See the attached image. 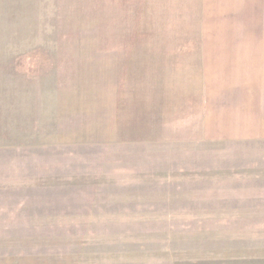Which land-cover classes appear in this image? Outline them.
<instances>
[{
    "label": "rangeland",
    "instance_id": "obj_1",
    "mask_svg": "<svg viewBox=\"0 0 264 264\" xmlns=\"http://www.w3.org/2000/svg\"><path fill=\"white\" fill-rule=\"evenodd\" d=\"M203 0H0V264H264V142L203 137Z\"/></svg>",
    "mask_w": 264,
    "mask_h": 264
},
{
    "label": "crops",
    "instance_id": "obj_2",
    "mask_svg": "<svg viewBox=\"0 0 264 264\" xmlns=\"http://www.w3.org/2000/svg\"><path fill=\"white\" fill-rule=\"evenodd\" d=\"M203 137L264 142V0H203Z\"/></svg>",
    "mask_w": 264,
    "mask_h": 264
}]
</instances>
